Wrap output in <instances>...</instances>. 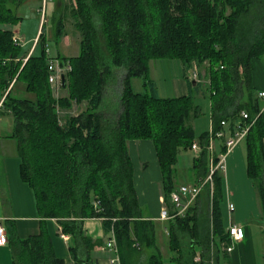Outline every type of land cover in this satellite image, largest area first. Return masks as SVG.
I'll return each mask as SVG.
<instances>
[{"label":"trees","instance_id":"1","mask_svg":"<svg viewBox=\"0 0 264 264\" xmlns=\"http://www.w3.org/2000/svg\"><path fill=\"white\" fill-rule=\"evenodd\" d=\"M23 1L0 0V117L13 119L7 138L17 143L20 177L34 194L42 223L40 235L9 240L13 264H65L54 253L45 223L52 219L87 248L90 240L83 221L102 219L108 232L114 227L123 264L127 254L150 246L154 226L144 219L138 203L130 141L153 143L164 202L174 217L171 194L178 189L175 167L180 150L192 151L195 144L200 149L193 160L197 185L218 165L220 154L227 153L223 139L219 154L210 152L211 142L219 141L217 133L233 132L256 119L243 143L247 174L264 212V100L253 86V61L264 56V0H76L71 15L82 36L80 53L70 59L57 57L71 66L66 86H61L66 96L59 99L49 84L43 34L40 54L28 56L13 40L12 30L2 28L19 23L10 3ZM154 60H179L187 71L193 64L205 67L212 102L210 133L195 139L194 121L201 111L194 96H157L150 79ZM121 71L117 108L107 112L105 93L117 84ZM135 79L142 80L143 92L135 91ZM18 85L33 97L14 95ZM84 103V112L71 114L74 106ZM59 111L64 112L63 120ZM222 123H227V130ZM218 171L213 174L215 193L205 222L193 207L186 219L175 217L169 227L177 264H196L198 252L208 261L212 244L217 251L222 243L229 244L220 207L224 174ZM209 190L205 191L210 194ZM134 241L141 244L139 250ZM150 264H162V259L153 256Z\"/></svg>","mask_w":264,"mask_h":264},{"label":"crops","instance_id":"2","mask_svg":"<svg viewBox=\"0 0 264 264\" xmlns=\"http://www.w3.org/2000/svg\"><path fill=\"white\" fill-rule=\"evenodd\" d=\"M75 3L76 0H52L47 1L45 6L44 0H24L20 5L10 3L13 13L20 19L19 23L10 29L14 36L20 38L22 48L28 56L40 54L43 45L47 50H53L51 54L56 49V54L50 55L54 59L57 57L70 59L79 55L78 47L80 50L82 36L71 15L72 4ZM29 29L32 30L30 34H28ZM42 34L45 40L43 45L40 41ZM73 48L77 52L76 55L67 57L64 52ZM173 61L175 60L170 62L158 60V63H165L158 65L150 62V79L154 83L157 96L162 99H174L199 95L204 84L190 81L188 76L190 70L187 71L178 60L174 66L175 75L171 83L162 85V82H167L162 76L171 68L170 63ZM262 63L261 59L253 61V86L258 94L264 92ZM200 72L203 76L207 74L206 69L205 73L201 69ZM205 76L206 83L208 78ZM262 114L264 121V108ZM8 117L10 116L0 117V224L6 229L8 240L12 238L25 240L40 235L42 220L38 215L32 190L20 177L17 143L14 139L7 138L11 135L12 128L8 126L7 130L1 129L4 119ZM225 129L227 130V127ZM222 143H224L222 140L214 142L215 154H219ZM128 151L134 170L133 180L138 203L144 219L154 226V240L149 247L127 254L125 264H150L153 256H159L162 264H177L178 251L175 250L176 244L172 242L169 232V227L172 228L175 218L162 219L165 210H168L170 216L171 214L162 194V174L154 145L151 141H130ZM196 156H198L197 152H195ZM190 171L188 177L190 182L177 185L178 188L197 183L193 166ZM225 172L220 205L223 225L226 232L231 225L241 226L245 231V237L234 246L231 254H226L221 249L216 250L215 262L216 264H262L263 259L264 264V212L247 174L246 148L244 150L239 145L228 154ZM202 198L203 193L194 206L197 207L198 214L203 209ZM231 204L235 207L233 212L229 208ZM205 220L200 218L201 222ZM45 223L52 239L54 253L56 257L63 259L65 264H108L112 256L106 248L109 232L102 219L83 221L84 235L90 240L89 248L82 244L78 245L72 236L65 235L57 220H47ZM10 243L4 247L0 246V264H13V247Z\"/></svg>","mask_w":264,"mask_h":264},{"label":"built area","instance_id":"3","mask_svg":"<svg viewBox=\"0 0 264 264\" xmlns=\"http://www.w3.org/2000/svg\"><path fill=\"white\" fill-rule=\"evenodd\" d=\"M47 1H52V0H44V6ZM14 41L15 43L21 45V40L19 37L15 38ZM46 52H47V56L51 58L49 55V50H46ZM70 71H71V66L69 64L63 63L60 60L54 59V58L50 60L49 62V73H50L49 74V84L56 92L61 90L62 77L67 76V74ZM188 76H189L190 81H194L195 83H201V84L205 83L204 82L205 75L204 76L202 75L197 64L192 65V68L190 69ZM208 83L209 81L206 82L205 84H208ZM12 86H13V83L10 86V89L12 88ZM259 97L262 100H264V92L259 93ZM3 105H4V98L0 100V112H2ZM241 117L243 120H247L249 118L246 112H242ZM255 121L256 119H253L251 123L246 124L245 126H242V127L238 125L235 131L229 132V134L223 131L217 133L216 137L218 140H222V139L225 140V146L227 148V153L220 154L219 156L220 162L218 163L216 167H213V166L211 167L209 175L201 183L197 185L180 186L176 191H174L171 194V203L174 206L175 215L174 217H172L169 215L168 210H165L162 214L163 220H169L171 217L172 218H175V217L185 218L190 208H193L196 205L198 198L202 195V193L206 190L207 187L210 188L209 192H210L211 197H213V192H214L213 174L218 170H220L222 173L226 171V159H227L228 154H230L235 148H237L245 140L250 128L254 126ZM222 125L227 127V123H222ZM214 142L215 141L213 140L209 147V150L211 153H214L215 151ZM192 151L199 153L200 149L198 145L196 144L193 145ZM94 207L97 210L99 208V203L98 202L94 203ZM229 208L231 212L235 211L234 205L231 204ZM227 233L229 234V238H230L229 244L222 243L220 249L224 251L225 253L231 254L233 252L234 246L237 243L244 240L245 231L239 225H231L228 228ZM62 238L65 239L64 236H62ZM8 243H9V240L7 237L6 229L4 228L2 224H0V246L1 247L7 246ZM133 247L139 250L141 248V244L138 241H134ZM106 248L112 255L109 260V264H123L114 227H111V229L109 230V237L106 242ZM216 250L217 249H216L215 244H212L213 256L208 261L203 260L202 255L200 254V252H198L197 255L195 256V263L196 264H215L216 262H215L214 252H216Z\"/></svg>","mask_w":264,"mask_h":264},{"label":"rangeland","instance_id":"4","mask_svg":"<svg viewBox=\"0 0 264 264\" xmlns=\"http://www.w3.org/2000/svg\"><path fill=\"white\" fill-rule=\"evenodd\" d=\"M2 28H5V29H10L11 27L9 26H4ZM32 33V30L29 29L28 31V34ZM15 38H18L17 36H13V40H15ZM101 39H102V44L103 46H105V40L104 38L101 36ZM49 50V55H54L56 54V49L54 50L55 52H53L51 54V49H48ZM78 51L79 50V47H78ZM77 52H75V48L71 49V50H68V52H64V54L67 56V57H74L76 55ZM79 53V52H78ZM61 54H62V51H61ZM62 54V55H64ZM262 60V64L264 66V56L261 58ZM158 60H154V61H151L152 62H155L154 64L157 65L158 64H165V63H162V62H157ZM171 60H167V62H170ZM179 61V60H178ZM177 60L173 61L171 65V68L168 70V72H166L162 77H164V80H167V82H162V85H169L171 83V80H172V77H174L175 75V67L176 64L178 63ZM26 62V61H25ZM166 62V60H165ZM150 63V64H151ZM204 73H205V67L201 69ZM123 75H124V71H121L119 72V75H118V82L117 84H112L110 87H108L106 93H105V109L107 112H111L113 110H115L117 107V103H118V100H119V97L121 95V91H122V79H123ZM161 83V82H160ZM164 83V84H163ZM133 87L135 89V91L137 92H143V82L141 79H135L133 80ZM52 94H53V97L55 99H59V98H62V97H65L66 96V93L63 92V91H58L56 92L52 87ZM19 90V91H18ZM20 90H22V85H18L17 89L14 91V95L18 96V97H33V95H27L25 92H21ZM170 97V96H169ZM194 102L195 104L200 108V111H201V114H200V117H198L195 121H194V128H195V139L196 141L199 139V137L201 135H203L204 133H210L211 132V97L209 95V92H208V86L207 84L204 83V88L202 87V90L201 92L199 93V95L195 94L194 95ZM87 103H84L80 106H74L73 110L71 111V114L72 115H77V114H80L81 112H84L87 108L86 106ZM60 112V117L61 119L63 120L64 118V112ZM8 126L9 128H12L13 129V119L12 117H8V118H5L4 119V123L2 124L1 126V129L4 131V130H7L8 129ZM240 148H243L245 150V144L242 142L240 144ZM195 158V152H192L191 150H180V153L178 155V162H177V165H176V172H175V182H176V185H182V184H187L189 183V175H190V168L193 166V160ZM226 173V172H224ZM223 173V174H224ZM211 201H212V197L209 193H207L206 191H204L203 193V198H202V210H200V216L202 218V220H205V218H207V216L209 215L210 213V204H211ZM222 203V201H221ZM10 248V246L8 247ZM11 250V248L9 249ZM108 264H109V261H108ZM262 264H263V259H262Z\"/></svg>","mask_w":264,"mask_h":264},{"label":"water","instance_id":"5","mask_svg":"<svg viewBox=\"0 0 264 264\" xmlns=\"http://www.w3.org/2000/svg\"><path fill=\"white\" fill-rule=\"evenodd\" d=\"M66 86V76L62 77V87L65 88Z\"/></svg>","mask_w":264,"mask_h":264},{"label":"bare ground","instance_id":"6","mask_svg":"<svg viewBox=\"0 0 264 264\" xmlns=\"http://www.w3.org/2000/svg\"><path fill=\"white\" fill-rule=\"evenodd\" d=\"M50 60H52L51 58H49ZM55 59H57V58H55ZM218 164V163H217ZM214 165V164H213ZM211 169V168H210ZM219 172V171H218ZM221 172V171H220ZM215 193V192H214ZM215 195V194H214ZM198 202V201H197ZM191 210V209H190ZM191 212V211H190ZM183 219V218H182ZM186 219V218H185ZM216 264V263H215Z\"/></svg>","mask_w":264,"mask_h":264}]
</instances>
